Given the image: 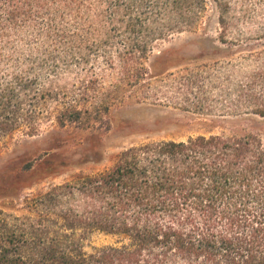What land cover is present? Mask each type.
I'll list each match as a JSON object with an SVG mask.
<instances>
[{
	"label": "trees",
	"instance_id": "trees-1",
	"mask_svg": "<svg viewBox=\"0 0 264 264\" xmlns=\"http://www.w3.org/2000/svg\"><path fill=\"white\" fill-rule=\"evenodd\" d=\"M253 1L264 17V0H0V141L53 125L108 129L112 99L159 75L147 67L159 42L196 31L212 11L225 43ZM259 32L239 103L264 118V24ZM108 69L118 77L109 88ZM74 70L77 82L61 87ZM25 209L0 210V264H264V142L246 134L131 147L111 169L40 192ZM94 234L114 243L87 251Z\"/></svg>",
	"mask_w": 264,
	"mask_h": 264
},
{
	"label": "rangeland",
	"instance_id": "rangeland-1",
	"mask_svg": "<svg viewBox=\"0 0 264 264\" xmlns=\"http://www.w3.org/2000/svg\"><path fill=\"white\" fill-rule=\"evenodd\" d=\"M250 5L252 18L236 26L225 43L217 39L219 27L212 11L196 31L159 42L147 61L159 75H150L141 86H129L112 99L105 116L108 129L106 124L89 130L53 125L35 138L16 134L0 141V210L23 216L26 199L107 171L131 147L246 134L264 142V118L239 103V91L257 65L255 53L262 49L258 35L264 17L257 2ZM29 42L39 44L32 37ZM59 66L64 69L61 62ZM104 67L102 61L96 63L95 72ZM63 74L61 87H71L79 78L78 70ZM103 75L107 88L117 82L110 69ZM257 92L262 94L264 88ZM30 163L33 168L26 170ZM113 243L111 237L94 234L85 247L91 251Z\"/></svg>",
	"mask_w": 264,
	"mask_h": 264
}]
</instances>
